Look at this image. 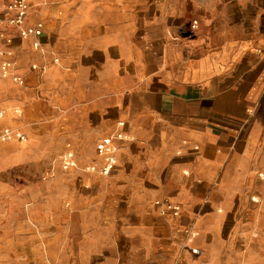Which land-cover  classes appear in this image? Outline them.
Wrapping results in <instances>:
<instances>
[{
	"label": "crops",
	"instance_id": "0c3cea01",
	"mask_svg": "<svg viewBox=\"0 0 264 264\" xmlns=\"http://www.w3.org/2000/svg\"><path fill=\"white\" fill-rule=\"evenodd\" d=\"M28 1L42 51L8 25L2 44L23 84L0 82V134L25 138L0 140V264H264V0ZM118 130L116 168L89 178L86 204L62 177L48 187L56 153L86 165Z\"/></svg>",
	"mask_w": 264,
	"mask_h": 264
},
{
	"label": "built area",
	"instance_id": "2783aa9c",
	"mask_svg": "<svg viewBox=\"0 0 264 264\" xmlns=\"http://www.w3.org/2000/svg\"><path fill=\"white\" fill-rule=\"evenodd\" d=\"M43 4H49L51 0H42ZM32 5L28 0H0V82L7 78L17 84L22 85L23 80L20 75L15 72L14 62L9 60L12 55V51L9 47L2 46L12 42V38L7 35L4 29L5 25L13 27L18 32L22 39H30L32 46L35 50L42 51L41 37L44 31V24L41 22L36 23L34 26H27L26 22L31 12ZM197 23H192V29L196 28ZM57 62L58 60L55 59ZM46 66L40 67L42 72L46 71ZM0 116L3 113L0 112ZM119 127L123 126V123L118 124ZM14 138L24 140V135L10 130L4 129L0 134V140L8 141ZM126 139L124 132L120 130L110 134L103 138L98 144L95 150L100 159V164L93 165L86 168L88 172H96L101 176H108L112 173V170L116 168L118 153L121 149L120 143ZM65 152L61 157V165L64 170H71L77 167V161L75 154L70 145H67ZM155 206L159 215L169 220L180 216L181 207L178 204L168 202L165 200H156ZM194 254L197 251L193 250Z\"/></svg>",
	"mask_w": 264,
	"mask_h": 264
},
{
	"label": "rangeland",
	"instance_id": "374dc122",
	"mask_svg": "<svg viewBox=\"0 0 264 264\" xmlns=\"http://www.w3.org/2000/svg\"><path fill=\"white\" fill-rule=\"evenodd\" d=\"M50 3H52V2H50ZM257 14L261 15V11L258 10ZM248 15H251L250 12H247V11L242 12L243 18H247ZM261 17L263 20L262 23L264 25V14ZM64 152H65V149L60 153L59 152L56 153L52 157V163L46 166V171L44 173L46 174L47 178H51V181H50L51 186H48V187L54 188L55 187L54 185L57 183L54 179L56 177H58V178L62 177V183L64 185L63 187L78 190L79 194H78V197L76 199L78 200L79 204L84 205L87 202L86 201L87 197L85 195L86 194L85 191H83V190H88L89 188L93 187V186H91L92 183L89 181V178H91L92 176H96L98 178L109 179L111 174L108 176H101L96 172L86 171L87 167L93 166L95 164H97V165L100 164V159H98L99 158L98 155H97V160H95L94 162L91 161L90 163H88L86 165L77 164L76 168L74 167L73 169L66 171L62 168V165H61V157H62V154ZM28 169H29V167L27 165H20V166H16L13 170L10 171L11 177H10V180L8 183L11 187V190L15 191L14 193H12V197L14 199H17L19 197L20 193L24 189H26V187H27V183L29 180L28 179L29 175H28V171H27ZM30 182H32V181H30ZM155 201L156 200L153 201L154 206L156 204ZM27 205H28V203H24L22 207H15L14 205L7 206V207H9V209H8L10 211L9 213L10 214H16L14 216H16V218L18 219L19 217H21V214L26 211ZM155 208H156V206H155ZM179 217L180 216L175 217V218H170V220L174 221ZM257 236L258 237L259 236L264 237V229H257L256 230V237ZM197 237H198V235H197V232L195 230H187V233L185 234V238L187 239L186 244H188V245L191 244L192 241L195 240ZM122 245L123 244H120L119 246H122ZM187 248H188V250L193 252L191 247H187ZM180 251H181V249H180Z\"/></svg>",
	"mask_w": 264,
	"mask_h": 264
}]
</instances>
